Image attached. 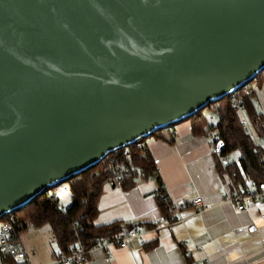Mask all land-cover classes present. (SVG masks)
I'll return each mask as SVG.
<instances>
[{"label":"water","instance_id":"water-1","mask_svg":"<svg viewBox=\"0 0 264 264\" xmlns=\"http://www.w3.org/2000/svg\"><path fill=\"white\" fill-rule=\"evenodd\" d=\"M262 69L264 0H0V217Z\"/></svg>","mask_w":264,"mask_h":264},{"label":"crops","instance_id":"crops-1","mask_svg":"<svg viewBox=\"0 0 264 264\" xmlns=\"http://www.w3.org/2000/svg\"><path fill=\"white\" fill-rule=\"evenodd\" d=\"M263 88L264 82L256 84L249 100L264 118ZM252 138L257 144L264 143ZM145 139L143 144L148 148L156 175L136 177L129 189H123L118 181L114 186L104 184L94 224L156 221L161 214L168 213L158 202L160 182L176 204L201 197L212 208L198 214L185 209L183 214L187 218L183 223L148 233L143 243L130 240L123 248L92 249L83 264H193L198 254L186 253L190 244L202 246L199 254L208 257L210 264H264V199L254 200L241 213L223 201L238 191V186L232 184L227 173L219 171L203 135L192 133L191 119L173 123ZM19 239L26 252L22 264H45L62 254L48 225L30 228L19 234ZM150 244L153 246L146 249ZM0 264H6L1 257Z\"/></svg>","mask_w":264,"mask_h":264},{"label":"trees","instance_id":"trees-1","mask_svg":"<svg viewBox=\"0 0 264 264\" xmlns=\"http://www.w3.org/2000/svg\"><path fill=\"white\" fill-rule=\"evenodd\" d=\"M252 82L257 85L264 82V69L255 75ZM230 97L231 94H228L220 101L218 128L223 143V152L229 154L238 151L239 154L236 159L229 160L222 167L217 164V167L220 172L228 174L232 184L238 186V192H248L251 185L258 188L264 186V164L261 161L263 149L254 142L251 134L242 129V114L246 115L259 137L264 136V118L262 114L254 110L249 100L250 97L242 100L241 111L231 104ZM189 119H191L192 133L202 134L203 121L199 114L196 113ZM261 139L264 141V138ZM139 144L141 142L137 141L132 145L121 147L95 165L69 176L65 182L61 183L60 185H67L71 191L70 203L67 207L61 208L59 198L51 197L50 189L46 187L31 198L24 207L11 211L0 217V220L12 217L19 234L30 228H39L47 224L62 254L68 253L71 245L77 240L84 248H90L96 239L116 236L131 225L119 221L95 225L98 198L102 186L106 184L110 162L120 159L125 149L132 154L134 163L144 168L145 173L142 177L152 175L155 170L153 160L147 153L143 154ZM135 178L131 175L123 176L118 182L123 189H129L134 185ZM158 202L166 209L159 197ZM152 246L153 244L146 245L145 248Z\"/></svg>","mask_w":264,"mask_h":264},{"label":"built area","instance_id":"built-area-1","mask_svg":"<svg viewBox=\"0 0 264 264\" xmlns=\"http://www.w3.org/2000/svg\"><path fill=\"white\" fill-rule=\"evenodd\" d=\"M255 84V82H248L236 92L230 93V102L239 111L242 110V100L254 91ZM220 107L221 103L219 101L208 103L200 110V114L205 120V125L203 126L204 133L202 135L216 160V164L222 167L228 162V160L227 154L223 152V143L221 141L218 128L220 123ZM241 127L245 132L251 134L253 137H258L259 139L264 138V136L259 137L256 135L251 123L247 118H244L243 115ZM139 145L141 146L142 152L145 155L148 151L147 146L143 143ZM258 145L263 149L261 161L264 164V143H258ZM144 173V168L135 164L132 154L128 149H125L123 150L120 159L110 162L106 185L114 186L116 182L123 176L131 175L138 177L142 176ZM152 175H156L155 170L153 171ZM58 187H61V193L70 191L67 185H58L50 189L49 193L51 197H57L55 192L52 190ZM158 192L160 201L166 206L168 213L161 214L156 221L152 222L151 224L131 225L128 228L120 231L116 236L96 239L94 245L90 248H84L81 242L77 240L71 245L68 253L60 254L45 264H83L87 254L92 249H109L112 247L123 248L126 247L130 240L143 243L145 242L146 235L148 233H156L161 229L170 228L174 224L183 223L187 218L186 215L183 214L185 209H190L191 213L198 214L212 208V204L205 202L201 197L193 198L189 203L186 204H176L172 200L166 187L161 182L159 184ZM256 199H264V186L260 188L253 186L248 192L234 191L233 193L227 195L223 201L229 203L235 212L241 213L248 210L249 204ZM202 249V246H194L192 244L188 246L186 250L188 255H193L194 252L198 254V257L193 261V264H210L208 257L201 256L199 254ZM0 257L6 264H22L26 257V252L20 242L19 233L16 231L14 219L12 217L0 220Z\"/></svg>","mask_w":264,"mask_h":264},{"label":"rangeland","instance_id":"rangeland-1","mask_svg":"<svg viewBox=\"0 0 264 264\" xmlns=\"http://www.w3.org/2000/svg\"><path fill=\"white\" fill-rule=\"evenodd\" d=\"M253 81V80H252ZM251 81V82H252ZM250 83V82H249ZM255 89H256V84H255ZM254 89V90H255ZM264 89V88H263ZM253 93H254V91L252 92V93H250L248 96H246L245 98H248V97H251L252 95H253ZM221 100H219V102H220ZM198 114H199V117H200V119L203 121V126L205 125V120L202 118V116H201V114H200V111H198L197 112ZM189 119V118H188ZM204 132L202 131V134H203ZM256 139L258 138V137H255ZM146 139H143V138H141V139H138V141L139 142H141V143H143L144 141H145ZM238 151H233V152H231V153H229V154H227V158H228V160H233V159H236V157L238 156ZM60 189H61V187H58V188H56V189H54V190H52V191H54L55 192V195L57 196V197H62V199L59 201V206L61 207V208H65V207H67V205L70 203V191H67L66 193H61L60 192ZM44 226H47V224L46 225H43V227ZM42 227V226H41Z\"/></svg>","mask_w":264,"mask_h":264}]
</instances>
